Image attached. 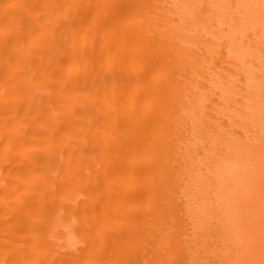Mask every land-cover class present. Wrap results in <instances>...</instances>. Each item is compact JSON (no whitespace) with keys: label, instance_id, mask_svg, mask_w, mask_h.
Segmentation results:
<instances>
[{"label":"bare ground","instance_id":"6f19581e","mask_svg":"<svg viewBox=\"0 0 264 264\" xmlns=\"http://www.w3.org/2000/svg\"><path fill=\"white\" fill-rule=\"evenodd\" d=\"M0 264H264V0H0Z\"/></svg>","mask_w":264,"mask_h":264}]
</instances>
